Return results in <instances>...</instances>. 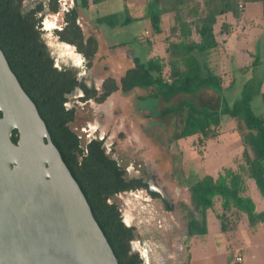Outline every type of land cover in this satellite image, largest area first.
Returning a JSON list of instances; mask_svg holds the SVG:
<instances>
[{
    "label": "rangeland",
    "instance_id": "374dc122",
    "mask_svg": "<svg viewBox=\"0 0 264 264\" xmlns=\"http://www.w3.org/2000/svg\"><path fill=\"white\" fill-rule=\"evenodd\" d=\"M48 1L23 0V6L32 8L39 2L46 4ZM136 1L138 5L145 0H101L99 4L79 11L85 37L93 36L98 41V50L92 61L97 82L109 77L120 81L126 71L134 66V57L146 59L150 55H163L165 52L170 15H165L163 20L166 33L154 35L149 19L143 17L145 8H137ZM62 2L66 8L75 5L74 0ZM45 11L41 41L48 53L55 58L58 67H75L81 72L87 62H83L82 58L81 64L79 57L82 55L75 53L76 48L60 43L55 35V29L64 23V9L58 13L48 9ZM109 15L114 16L116 27L97 23V18ZM128 15L133 20L121 26ZM222 20L230 23L231 33L227 36L228 32L223 31L225 37L218 35L220 46L207 58L210 69L222 79L221 91L214 86L204 87L193 94H179L166 102L151 96L142 100L154 92L152 89L136 88L128 93L118 90L103 103L92 100L83 107H77L75 121L70 123L84 145L89 138L99 137V133H103L109 138V154L129 174L145 178L156 174L158 181L166 184L170 191L174 201L172 211L166 210L158 201L137 200L135 194H123L111 199L123 212L130 209L134 211L136 205L143 207L138 216H141L138 218L140 223L139 220L135 222L138 225L136 238L139 239L140 247L144 248L146 264H159L152 254L156 249L151 241L165 253L163 264H187L190 255L191 264H264V244L261 240L258 241L259 245L252 242L254 245L250 246L249 236L244 235L241 246L232 236H240L239 232L230 234L222 230L219 215L224 212L218 198L214 208L207 211V232L196 235L193 240L188 235V222L200 217L191 196V183L205 174L217 177L225 169L237 170L243 151L241 136L236 129L237 120L223 116L218 137L206 140L198 130L196 120L188 118V108L222 110L247 94L252 97L251 105L255 114L264 113L263 5L249 2L240 20H236L232 14L223 16L218 21V30ZM44 21H47V27L55 25L56 28L45 27ZM183 103L187 108L179 106ZM96 123L100 124L99 128L93 131L92 127ZM183 131L198 132L185 138H176ZM245 183L246 195L254 200L257 210H264V198L254 179L245 176ZM236 219L231 212L224 221L227 225L235 224V230L244 229L248 222L246 216L239 221ZM239 252L244 258L240 263L235 260Z\"/></svg>",
    "mask_w": 264,
    "mask_h": 264
},
{
    "label": "trees",
    "instance_id": "16d2710c",
    "mask_svg": "<svg viewBox=\"0 0 264 264\" xmlns=\"http://www.w3.org/2000/svg\"><path fill=\"white\" fill-rule=\"evenodd\" d=\"M74 1V7L65 11L64 23L55 33L60 41L74 46L91 66L98 41L93 36L85 37L79 11L87 10L101 0ZM249 2H260L264 9V0H148L143 17L149 19L154 35L164 34V16L170 15L164 54H153L146 59L134 57V66L120 81L112 77L105 80L97 101H104L118 90L128 93L136 88L154 90L142 100L151 96L166 102L179 94H193L204 87L214 86L221 91L222 79L210 69L207 58L220 46L218 35H224L223 31H226L228 36L231 31L229 33L227 21L220 22L219 30L217 24L227 14L240 20ZM46 8L53 13L62 9L59 0H49L29 10H24L23 0H0V48L20 84L36 104L53 143L80 185L119 264H141L140 256L132 251L134 230L125 225L118 204L111 201L115 194L136 189L141 182L126 179L125 170L107 154L102 142L93 140L84 148L79 135L71 128L65 95L75 87L77 74L71 69L59 71L41 41V13ZM96 20L110 28L117 26L113 15ZM132 20L131 16H126L121 26ZM251 101L252 97L246 94L222 110L188 108V118L196 120L198 130L206 140L218 137L223 116L237 120L236 129L243 146L237 170L225 169L217 177L205 174L191 183V196L200 217L188 222L190 237L207 232V211L214 208L217 198L222 202L224 213L219 218L224 232L235 227L224 221L231 212L237 217L236 221L246 215L251 226L264 222V211L257 212L254 201L246 195L245 176H248L254 179L264 198V113L256 115ZM179 106L187 108L184 103ZM196 132L183 131L176 138L192 136ZM12 140L17 142V131Z\"/></svg>",
    "mask_w": 264,
    "mask_h": 264
},
{
    "label": "water",
    "instance_id": "95a60500",
    "mask_svg": "<svg viewBox=\"0 0 264 264\" xmlns=\"http://www.w3.org/2000/svg\"><path fill=\"white\" fill-rule=\"evenodd\" d=\"M0 264H119L1 48Z\"/></svg>",
    "mask_w": 264,
    "mask_h": 264
},
{
    "label": "flooded vegetation",
    "instance_id": "af4514ba",
    "mask_svg": "<svg viewBox=\"0 0 264 264\" xmlns=\"http://www.w3.org/2000/svg\"><path fill=\"white\" fill-rule=\"evenodd\" d=\"M40 3H43V2H39L35 7H37ZM59 5H60V7L62 9H64V11H66V10L71 8V7L66 8V6L62 2V0H59ZM35 7H32V8H35ZM23 8H24V6H23ZM32 8H24V10H29V9H32ZM46 9H48V8H46ZM45 10H43L42 13H41L42 17H44L43 14H44V12H46ZM46 24H47V21H46V23L44 21V26L45 27H47ZM42 27H43V20H42ZM47 28H49V29L53 28L54 29V28H56V26L54 25L53 27H47ZM58 28H60V27H58ZM58 28H56L55 31ZM55 35H56V33H55ZM58 39H59V37H58ZM59 42L64 44L65 46L67 44V43H64V42L60 41V39H59ZM67 45L71 46V47H74V46L69 45V44H67ZM75 53L79 54V55H82L79 52H75ZM52 58L54 59V62H55V58L54 57H52ZM82 58H83V62H87V63H85L86 66L83 65L81 72H79L78 69H76L75 67L74 68L73 67L60 68V67H58V65L55 64V67H57L59 69V71L71 69V70L75 71L76 74H77V81H76L75 87L69 93H66V95H65V98H66L65 107H66V109H67V111L69 113L70 123L75 121V117H76L75 116V114H76L75 111L77 110V107H80V106L83 107L84 105H86L87 103H89L92 100L95 101L96 103H103L106 99L110 98L115 93V92H113L111 95H109L102 102H98L97 101V97H99V95L102 93L103 83L105 82V80L107 78L104 81H98L97 82L96 79H95L94 69H93L92 65L88 66V61L83 56L79 57V60H81V64H83ZM76 104H78V105H76ZM72 116H73V120L71 119ZM99 125H100L99 123H96L95 127H92V130L94 131V130L98 129ZM79 137H80V140H81V143H82V138H81L80 135H79ZM93 140H98V141L102 142L103 143V147L105 148L107 154H109V152H108V144H109L108 141H109V138H106L103 135V133H101V132L99 133V137L93 136L92 138H89L88 142L85 145L82 143V146L85 148L87 146V144H89ZM114 159H116V158H114ZM120 165H121V163H120ZM124 170H125V174H126L125 175L126 179L140 180L141 186H139V187H137L136 189H133V190L119 192V193L115 194L113 197L121 196L123 194H135L137 200H140V201L142 200L143 202L144 201H146V202L158 201L161 204H163V206L165 207L166 210H171L172 211L173 202H174L173 201V197H172V195L169 194L170 191L168 192V190L166 188V184L160 183L158 181L156 174H152L148 178H145L144 176H141V175H137V174H133V173L129 174V172H127L126 169H124ZM152 189L155 190L157 193H154L152 191ZM161 189L165 190L167 192V194H168L167 198L170 199L171 205H172L171 209H169L168 204L165 201V198L159 193V191H161ZM141 194H143V195H141ZM142 209H143L142 206L136 205L134 207V211L132 209H130L129 211H124V212L122 210H120V211H121L122 221L125 223V225H127L128 227H130V228H132L134 230V235L135 236H134V239L131 241L132 251H133V253H136V254H138L140 256V258L142 260L141 264H146L147 263V259L143 255L144 248L140 247V245L138 244L139 243V241H138L139 239L136 238V230L138 229V225L136 224L135 221L139 220L138 218L141 217V216L140 217H138V216H139V214H141V210ZM139 223H140V220H139ZM151 242H152V246L154 247V249H156L152 253L153 256L159 261V264H163L164 263V255H165V253H163L162 248L160 246H158L156 243H154V241H151ZM158 261H157V263H158Z\"/></svg>",
    "mask_w": 264,
    "mask_h": 264
},
{
    "label": "crops",
    "instance_id": "0c3cea01",
    "mask_svg": "<svg viewBox=\"0 0 264 264\" xmlns=\"http://www.w3.org/2000/svg\"><path fill=\"white\" fill-rule=\"evenodd\" d=\"M148 2V0H145L144 1V3L142 4V3H139L138 5H137V1H136V5H137V8H145V6H146V3ZM169 15V14H168ZM168 23H169V21H168ZM209 93H210V91H209ZM246 191H247V186H246ZM248 196V195H247ZM253 200V199H252ZM254 201V200H253ZM255 203V202H254ZM256 205V204H255ZM256 211L257 212H262V211H264V210H257V206H256ZM243 216H246V215H242L241 216V218H240V220H242L243 219ZM246 218H247V216H246ZM247 221H248V218H247ZM235 231V232H234ZM232 232H234V234L235 233H237V232H239L241 235L240 236H235V235H232V236H234V239H236V240H238V242H239V245H243V243H244V238H243V236L244 235H246V236H249V240L251 241V244H250V246L252 245H254V244H258L259 245V242L258 241H260V242H262L263 244H264V222H259L258 224H256L255 226H251L250 225V223H249V221L247 222V225H246V227H244V229H238V230H235V229H233V230H231L230 232H228V233H230V234H233ZM196 236V235H195ZM195 236H192V237H190L191 239L193 238V237H195ZM256 237V238H254L253 239V237ZM258 236V237H257ZM193 240V239H192ZM191 241V240H190ZM254 244H253V243ZM245 245V244H244ZM190 247H191V244H190ZM246 248V247H245ZM238 255H241L242 257H243V255L239 252V253H237ZM243 260H244V258H243ZM187 264H191V255H190V257H189V260H188V262H187Z\"/></svg>",
    "mask_w": 264,
    "mask_h": 264
},
{
    "label": "built area",
    "instance_id": "2783aa9c",
    "mask_svg": "<svg viewBox=\"0 0 264 264\" xmlns=\"http://www.w3.org/2000/svg\"><path fill=\"white\" fill-rule=\"evenodd\" d=\"M236 262L240 263V262H243V257L241 255H238L236 256Z\"/></svg>",
    "mask_w": 264,
    "mask_h": 264
}]
</instances>
